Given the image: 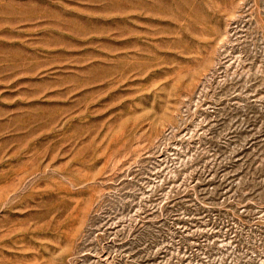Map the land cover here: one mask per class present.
Masks as SVG:
<instances>
[{
  "label": "rangeland",
  "instance_id": "obj_1",
  "mask_svg": "<svg viewBox=\"0 0 264 264\" xmlns=\"http://www.w3.org/2000/svg\"><path fill=\"white\" fill-rule=\"evenodd\" d=\"M0 264H264V0H0Z\"/></svg>",
  "mask_w": 264,
  "mask_h": 264
}]
</instances>
